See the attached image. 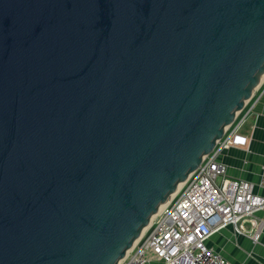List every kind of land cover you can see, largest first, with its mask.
<instances>
[{"label":"water","instance_id":"water-1","mask_svg":"<svg viewBox=\"0 0 264 264\" xmlns=\"http://www.w3.org/2000/svg\"><path fill=\"white\" fill-rule=\"evenodd\" d=\"M264 78V0H0V264H119Z\"/></svg>","mask_w":264,"mask_h":264},{"label":"built area","instance_id":"built-area-1","mask_svg":"<svg viewBox=\"0 0 264 264\" xmlns=\"http://www.w3.org/2000/svg\"><path fill=\"white\" fill-rule=\"evenodd\" d=\"M242 111L200 166L159 207L119 264H229L207 241L214 232L236 228L240 219L264 211V195L256 194L250 182L229 179L219 161L225 149L246 144L239 135L246 120ZM259 188L264 192V172Z\"/></svg>","mask_w":264,"mask_h":264},{"label":"crops","instance_id":"crops-1","mask_svg":"<svg viewBox=\"0 0 264 264\" xmlns=\"http://www.w3.org/2000/svg\"><path fill=\"white\" fill-rule=\"evenodd\" d=\"M245 115L239 135L246 138V144L225 149L219 161L229 179L250 182L256 194L264 195L259 188L264 172V78L246 103L241 118ZM207 246L229 264H264V211L240 219L236 228L227 226L214 232Z\"/></svg>","mask_w":264,"mask_h":264},{"label":"bare ground","instance_id":"bare-ground-1","mask_svg":"<svg viewBox=\"0 0 264 264\" xmlns=\"http://www.w3.org/2000/svg\"><path fill=\"white\" fill-rule=\"evenodd\" d=\"M181 185H179L178 187H177V189L176 190H178V188L180 187Z\"/></svg>","mask_w":264,"mask_h":264}]
</instances>
